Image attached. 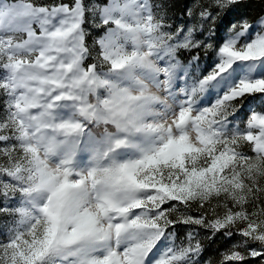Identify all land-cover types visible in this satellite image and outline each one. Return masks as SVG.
<instances>
[{
  "label": "snow or ice",
  "instance_id": "6c2138e0",
  "mask_svg": "<svg viewBox=\"0 0 264 264\" xmlns=\"http://www.w3.org/2000/svg\"><path fill=\"white\" fill-rule=\"evenodd\" d=\"M0 264H264V0H0Z\"/></svg>",
  "mask_w": 264,
  "mask_h": 264
},
{
  "label": "rangeland",
  "instance_id": "374dc122",
  "mask_svg": "<svg viewBox=\"0 0 264 264\" xmlns=\"http://www.w3.org/2000/svg\"><path fill=\"white\" fill-rule=\"evenodd\" d=\"M213 253H209V255H212Z\"/></svg>",
  "mask_w": 264,
  "mask_h": 264
}]
</instances>
